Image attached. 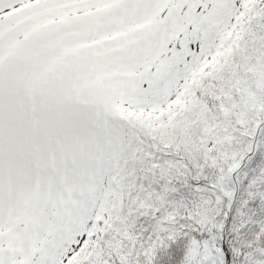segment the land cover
Returning a JSON list of instances; mask_svg holds the SVG:
<instances>
[{
	"label": "snow or ice",
	"instance_id": "obj_1",
	"mask_svg": "<svg viewBox=\"0 0 264 264\" xmlns=\"http://www.w3.org/2000/svg\"><path fill=\"white\" fill-rule=\"evenodd\" d=\"M0 264H264V0H0Z\"/></svg>",
	"mask_w": 264,
	"mask_h": 264
}]
</instances>
